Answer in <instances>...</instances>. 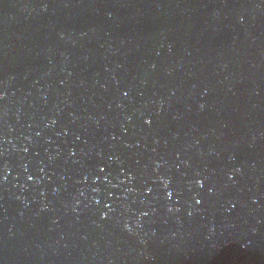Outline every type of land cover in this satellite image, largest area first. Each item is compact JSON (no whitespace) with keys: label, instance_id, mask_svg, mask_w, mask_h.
Here are the masks:
<instances>
[{"label":"water","instance_id":"1","mask_svg":"<svg viewBox=\"0 0 264 264\" xmlns=\"http://www.w3.org/2000/svg\"><path fill=\"white\" fill-rule=\"evenodd\" d=\"M0 264H264V0H0Z\"/></svg>","mask_w":264,"mask_h":264}]
</instances>
